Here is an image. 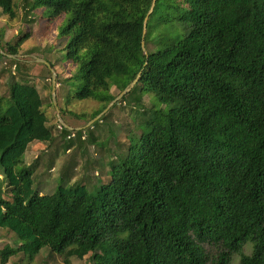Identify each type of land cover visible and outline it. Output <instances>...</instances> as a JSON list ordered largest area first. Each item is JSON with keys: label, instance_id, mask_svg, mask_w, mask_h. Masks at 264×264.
<instances>
[{"label": "trees", "instance_id": "16d2710c", "mask_svg": "<svg viewBox=\"0 0 264 264\" xmlns=\"http://www.w3.org/2000/svg\"><path fill=\"white\" fill-rule=\"evenodd\" d=\"M38 9L66 18L61 51L79 73H57V85L64 92L78 81L65 99L99 103L91 121L119 97L114 90L140 80L93 125L128 108L129 136L119 131L124 144L100 166L106 179L94 192L84 183L93 164L81 183L43 194L16 161V184L0 190V229L13 234L0 264L67 253L91 264H231L246 242L252 253L240 264H264V0H0L11 28L34 22ZM19 48L0 54L14 68L10 97L0 98V164L37 119L15 101L29 80ZM71 134L57 130L64 150L97 142L91 131Z\"/></svg>", "mask_w": 264, "mask_h": 264}, {"label": "rangeland", "instance_id": "374dc122", "mask_svg": "<svg viewBox=\"0 0 264 264\" xmlns=\"http://www.w3.org/2000/svg\"><path fill=\"white\" fill-rule=\"evenodd\" d=\"M31 17L35 18L34 22H17L15 27L11 28L12 22L9 18L5 15L0 16V36L2 37V40L0 38V54L7 55L3 46L7 47L9 43L13 45L18 43L20 46L19 55L15 58L25 63L28 68L29 80L25 82L28 87L18 88L15 101L28 120L31 117H37L36 124L29 126L22 135V144L8 155L3 164H0V190L4 194L6 180H10L12 185L16 184L14 171L18 160L20 161L18 169L23 167L32 171L34 174L32 175L33 187L43 194H55L56 187L58 188L62 181L66 182L67 187L76 182L81 183L85 174L82 167L93 164L94 166L90 167L88 172L90 174L87 175L84 183L91 192H94L95 185L103 183L106 179L98 177L100 166L103 165L104 160L105 162L110 161V157L124 144L123 140L120 141L123 131L122 133L119 131L126 129L129 136V130L124 128V113H121L123 111L128 114V108L113 110L112 115L107 117L106 121H101L98 125L93 126L104 114L99 115L100 117L96 121H91L90 117L100 107L99 103L74 99L68 102L64 95L67 93L72 98L79 89V82L75 80L68 82L67 90L63 92L59 91L57 79L55 104L53 87L52 95L49 90V86H53V78L48 77L47 82L40 80L41 77L48 76L44 66H47V69L51 71L52 77L53 72L62 74L65 78H72L79 73V66L68 62L64 57L66 52L61 51L67 44V38L61 37L60 34L66 18L62 16L55 19L45 13L44 9L33 11ZM27 35L30 37L24 40ZM53 46H56V50L50 52ZM52 65L54 69L51 67ZM3 68L9 69L10 72L2 73ZM13 73V66L9 65L5 57L1 58L0 56V98L10 97ZM17 80L20 81L19 78ZM113 92L116 95L121 94L119 90ZM9 102L10 99H3L4 109H7ZM62 123L67 126V129L70 127L69 131L72 132L70 138L74 139L76 137L74 132L82 130L84 131L83 139H85L91 131L97 142L92 145L80 146L75 141L74 147L64 150V143L59 139L60 135H57V130L65 127ZM87 128H91V130L87 131ZM76 162H78L77 165ZM105 172V176L111 175L109 167ZM12 237L11 232L0 229V252L5 244L11 245ZM252 249V242L244 243L240 250L232 256L231 264H240V256L250 255ZM49 253V249H44L41 251V256L47 258ZM18 262L19 258L14 257L8 264H18ZM40 262L41 260L39 261L38 258L33 260L26 257L24 264H40ZM49 264H91V261L88 258L78 260L72 253H67L65 256L51 257Z\"/></svg>", "mask_w": 264, "mask_h": 264}, {"label": "water", "instance_id": "95a60500", "mask_svg": "<svg viewBox=\"0 0 264 264\" xmlns=\"http://www.w3.org/2000/svg\"><path fill=\"white\" fill-rule=\"evenodd\" d=\"M146 23H147V19H146V21H145V25H144V32H145V34H146ZM143 48H144V51H145V53L147 54V50H146V48H145V42H143ZM42 62H45V61H42ZM45 64H47L48 66H50L48 63H45ZM50 69H51V67H50ZM140 78V76H138V78H137V80L129 87V88H127L124 92H122L121 94H120V96L110 105V107L109 108H111L118 100H120V99H122L125 95H127L128 93H130L135 87H136V85L138 84V82H139V79ZM56 79H57V74L56 73H54L53 72V97H54V102H55V104H56V95H55V91H56ZM108 108V109H109ZM107 109V110H108ZM106 110V111H107ZM105 111V112H106ZM104 112V113H105ZM102 115V114H101ZM100 115V116H101ZM100 116H98L96 119H94V121H96ZM93 121V122H94ZM62 122V121H61ZM63 125H64V123H62ZM65 127H67L66 125H64ZM69 129H70V127H68ZM71 130V129H70Z\"/></svg>", "mask_w": 264, "mask_h": 264}]
</instances>
